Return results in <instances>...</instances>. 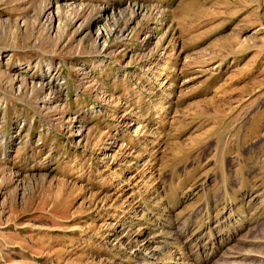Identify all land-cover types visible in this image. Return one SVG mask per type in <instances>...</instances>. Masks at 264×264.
<instances>
[{
    "label": "rangeland",
    "instance_id": "obj_1",
    "mask_svg": "<svg viewBox=\"0 0 264 264\" xmlns=\"http://www.w3.org/2000/svg\"><path fill=\"white\" fill-rule=\"evenodd\" d=\"M0 264H264V0H0Z\"/></svg>",
    "mask_w": 264,
    "mask_h": 264
},
{
    "label": "bare ground",
    "instance_id": "obj_2",
    "mask_svg": "<svg viewBox=\"0 0 264 264\" xmlns=\"http://www.w3.org/2000/svg\"><path fill=\"white\" fill-rule=\"evenodd\" d=\"M5 63H6V62H5ZM52 74H53V73H52ZM51 76H52L51 83H53L55 79L53 78V75H51Z\"/></svg>",
    "mask_w": 264,
    "mask_h": 264
}]
</instances>
